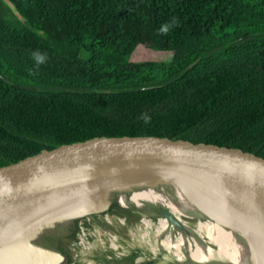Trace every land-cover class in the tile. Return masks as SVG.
Returning a JSON list of instances; mask_svg holds the SVG:
<instances>
[{"label":"trees","instance_id":"1","mask_svg":"<svg viewBox=\"0 0 264 264\" xmlns=\"http://www.w3.org/2000/svg\"><path fill=\"white\" fill-rule=\"evenodd\" d=\"M138 45L166 58L128 61ZM133 112L202 119L264 138V0H0V152L48 128ZM173 183L182 195L248 200L190 180ZM119 195L106 196L102 213L117 214ZM178 208L190 225L204 219L198 210ZM126 212L136 216L134 207ZM229 253L236 263L250 258L241 249ZM140 264L197 261L158 245Z\"/></svg>","mask_w":264,"mask_h":264},{"label":"water","instance_id":"2","mask_svg":"<svg viewBox=\"0 0 264 264\" xmlns=\"http://www.w3.org/2000/svg\"><path fill=\"white\" fill-rule=\"evenodd\" d=\"M184 152L231 168L248 177L264 192V138L202 119L133 112L48 128L1 151L0 204L15 199L13 193L17 186L70 163L125 153L182 155ZM153 166L157 165L112 166L87 182L75 198L134 173L146 174ZM218 201L233 205L230 201ZM161 215L172 221L168 212ZM243 215L252 220L249 212ZM40 255L17 240L0 236V264H25L28 259L40 258Z\"/></svg>","mask_w":264,"mask_h":264},{"label":"bare ground","instance_id":"3","mask_svg":"<svg viewBox=\"0 0 264 264\" xmlns=\"http://www.w3.org/2000/svg\"><path fill=\"white\" fill-rule=\"evenodd\" d=\"M127 164H155L160 168L169 169L165 174L158 170H151L146 174L134 173L129 180L151 181L171 176L172 180H190L211 185L248 199L189 193L183 195V204L190 208L195 207L202 214L212 218L214 236L229 252L235 254L236 250L241 249L250 255V258L241 257L242 259L249 261L250 264H264V192L239 172L190 152H184L182 155L172 153L108 155L51 169L15 188L16 191L28 193L34 200L30 205L24 204L20 207L16 216L8 220V224H17L19 219H26L27 225L32 227L47 222L49 213L51 215L56 210H67L68 202L72 200L67 199L75 198L79 193L55 198L49 197L50 194L81 189L106 169ZM218 200L230 201L233 205L222 204ZM243 212H249L252 220H248ZM233 233L240 235L244 243L238 242ZM251 258L258 261H251ZM242 263L243 261L238 262Z\"/></svg>","mask_w":264,"mask_h":264},{"label":"rangeland","instance_id":"4","mask_svg":"<svg viewBox=\"0 0 264 264\" xmlns=\"http://www.w3.org/2000/svg\"><path fill=\"white\" fill-rule=\"evenodd\" d=\"M165 58L166 54L164 52L146 49L138 45L128 57V61H160ZM150 170H158L162 174L169 172L168 168H160L157 166L151 167ZM118 186L127 188L128 194L126 195L128 197L131 196L132 201L137 204V208H140V211L136 212V216L124 212V214L126 215L124 220L123 218L121 219V217H118V221L115 218L117 216H114L112 218L113 221H111L110 224H112V226L114 227L119 226V229L122 228L121 225H126L129 221H131V224H127V228L118 230L120 231L121 239H118L117 235L114 234L116 233V231H109L104 233L100 232V235H102L103 239L112 234L116 236L117 243L120 246V254L114 256L113 253L109 252L107 249L103 250L102 248H99L100 253L97 257L100 258L98 259V261L89 256L94 264H113V261L118 259L124 260V264H140L149 255L152 256L156 253L158 245H162L164 248H166V250L170 251L174 256L177 257H179L182 251L185 250L192 259L197 261V264H208L210 263L209 260H213L214 258H224L232 262V264H238L234 261L229 251L215 238L212 229V218L210 216L203 214L204 219L200 220L199 224L194 223L193 225H190L187 221H185L184 219L182 220V218L179 217V215L177 214L178 210L176 209V206L186 205L183 204L184 197L181 194V191L174 185L171 176L163 177L157 180L154 179L147 183L132 182L129 180V178H121L115 180L114 182H111L109 185L99 189L98 191L102 193L105 190L109 191L111 189L117 188ZM147 188L152 189L155 194L146 192ZM136 192L146 194L152 199L133 196L132 194ZM13 194H15V199H13L14 201L12 204H15V206L20 203L23 198L26 201L28 200L27 203H25L26 205H30L34 200L33 197H31L26 192L15 191ZM73 198H68L67 200H71ZM146 203H151L156 206L161 205L172 210V221L179 224V229L171 232L168 227L172 229L173 227L169 224L166 225L164 219L161 217H158L157 222L153 221L152 224L149 223L146 218L148 214L144 212ZM9 204V201L1 204L0 212L4 214L3 216L9 215L8 217L13 216L14 218L17 212L15 211L13 214L11 210L15 206H9ZM127 206L129 207V204H127ZM188 208L191 210H197V208L195 207ZM60 212L61 210H56L51 215L49 213L48 216L50 217L48 220L52 219ZM3 216L0 217V220H2ZM174 216L176 218H179V220H177ZM172 221L170 223L173 225ZM15 227L16 233L18 234L21 231L29 228L30 226L27 225L26 219H19L17 221V224H15ZM232 235L238 242L244 243L243 238L240 235H238L237 233H233ZM191 238L194 239L197 245L195 249L193 248L192 242L190 241ZM205 242L211 244V247L205 245ZM91 252H93V250ZM109 254L112 256V259L106 258ZM75 261L77 264H82L81 262H79V259L77 260V258L75 259ZM242 264L250 263L249 261L244 260Z\"/></svg>","mask_w":264,"mask_h":264},{"label":"crops","instance_id":"5","mask_svg":"<svg viewBox=\"0 0 264 264\" xmlns=\"http://www.w3.org/2000/svg\"><path fill=\"white\" fill-rule=\"evenodd\" d=\"M104 188V187H103ZM101 189V188H100ZM99 189L83 193L77 198L72 199L68 202V209L61 211L52 219L48 220L45 223L40 224L39 226L29 227L20 233H16L15 224H10L13 230L9 233L6 232V223L8 220L13 219L8 217L9 215L3 216L4 214L0 212V217L3 216L0 220V236L5 238H10L17 240L22 244L32 248L35 251L40 252V258L36 257L38 261L37 264H77L76 259V245H75V230L76 222H81L86 229L92 230L97 235H100L104 232L116 231L118 239H121L120 231L127 228V224H131L129 221L126 225H121L122 228L119 229V226L114 227L110 224L115 217L118 221V217L121 219L126 217L124 212L131 210V207L136 209V203L131 199V196L128 197L127 188L118 186L117 188L111 189L109 191L103 190L104 192L100 193ZM112 190H120L124 192V195H119L117 197L116 203L122 209V213L107 215L102 213L105 209V199L106 196ZM12 201V202H11ZM9 206H15L12 204L14 200H11ZM26 200L23 198L20 203L12 208L11 212H14L22 207L25 204ZM132 202V203H131ZM129 204V207L127 206ZM111 227V228H110ZM117 228V229H115ZM99 246H96L93 249V252H90L89 256L97 260L99 255ZM92 253V254H91Z\"/></svg>","mask_w":264,"mask_h":264},{"label":"built area","instance_id":"6","mask_svg":"<svg viewBox=\"0 0 264 264\" xmlns=\"http://www.w3.org/2000/svg\"><path fill=\"white\" fill-rule=\"evenodd\" d=\"M199 221L200 220H197V224H199ZM190 241L195 249L197 245L194 239L191 238ZM75 245V257L79 259V262L82 264H94L90 259L89 254L96 246H99L103 250L107 249L109 252H112L114 256L120 254V246L117 243L115 235H108L103 239L102 236L97 235L92 230L86 229L81 222H78L76 227ZM111 257L112 256L109 254L106 258L110 259Z\"/></svg>","mask_w":264,"mask_h":264},{"label":"flooded vegetation","instance_id":"7","mask_svg":"<svg viewBox=\"0 0 264 264\" xmlns=\"http://www.w3.org/2000/svg\"><path fill=\"white\" fill-rule=\"evenodd\" d=\"M146 192H148V193H150V194H155L154 193V191H152V189H149V188H147V190H146ZM158 206V205H157ZM156 205H153V204H151V203H146V205H145V208H144V212H146V213H151V211H155V212H157V213H159L160 214V216H157V217H155L154 219L152 218V216H147L146 218H147V220L149 221V223H151L152 224V222L153 221H155V222H157L158 221V217H161V218H163L164 219V221H165V223H166V225H168V224H170L172 227H176L177 229H179V224L177 223V222H175V224H171L170 222H169V219L167 218V217H164V216H162L161 214L164 212V210H160L158 207H157ZM161 206V205H160ZM178 206H181V207H183V208H188L187 206H183V205H178ZM178 206H176V209L178 210L177 211V214L179 215V217L180 218H183L184 216H183V214H182V212H181V210L178 208ZM136 207V209H135V212H139L140 210V208H137L138 206L136 205L135 206ZM163 207V206H162ZM153 208H154V210H153ZM164 208H166V207H164ZM121 208L117 205V207H116V210H115V208H114V212L115 213H120V212H122V209L120 210ZM167 209H168V207H167ZM168 210H170V209H168ZM170 213V215H173V211L172 210H170L169 211ZM145 214V213H144ZM175 217V216H174ZM176 218V217H175ZM177 220H179V218H176ZM183 220V219H182ZM181 223V222H180ZM195 223H197V221H195ZM75 236H76V234H75Z\"/></svg>","mask_w":264,"mask_h":264},{"label":"clouds","instance_id":"8","mask_svg":"<svg viewBox=\"0 0 264 264\" xmlns=\"http://www.w3.org/2000/svg\"><path fill=\"white\" fill-rule=\"evenodd\" d=\"M167 30H168L167 26H165L162 29V31H164V32H167ZM35 59H36L37 63H43L44 62V57L39 55V54H35Z\"/></svg>","mask_w":264,"mask_h":264}]
</instances>
